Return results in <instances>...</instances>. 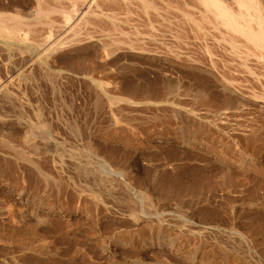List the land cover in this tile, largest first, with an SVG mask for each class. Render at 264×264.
I'll use <instances>...</instances> for the list:
<instances>
[{"label":"rangeland","instance_id":"obj_1","mask_svg":"<svg viewBox=\"0 0 264 264\" xmlns=\"http://www.w3.org/2000/svg\"><path fill=\"white\" fill-rule=\"evenodd\" d=\"M209 1L0 0V264H264V0Z\"/></svg>","mask_w":264,"mask_h":264},{"label":"bare ground","instance_id":"obj_2","mask_svg":"<svg viewBox=\"0 0 264 264\" xmlns=\"http://www.w3.org/2000/svg\"><path fill=\"white\" fill-rule=\"evenodd\" d=\"M209 1V0H208ZM217 1V0H216ZM40 2V1H39ZM204 2V1H203ZM207 2V1H206ZM239 2V1H238ZM208 3H210L213 7H215L216 5V2L211 0L209 1ZM207 3V5H208ZM220 4V3H219ZM204 5V4H203ZM206 6V5H204ZM222 6V5H221ZM245 6V5H244ZM210 7V6H209ZM42 8V7H41ZM51 8V7H50ZM217 8L218 12H219V15L217 16H220L222 22H223V25L228 28L229 30H232L233 32L237 33L238 35L242 36L243 38H245L247 41H249L250 43H252L253 45H255L256 47L264 50V35H263V31H261L262 29L259 28V25H258V28L257 29H253L255 27L252 28V25H251V21L246 19V15L244 16H232L230 15L226 9H223L222 7H219L218 5L215 7V9ZM52 9V8H51ZM249 9V8H248ZM43 10V9H42ZM50 10V9H49ZM56 10V8H55ZM58 12V11H56ZM47 13V12H46ZM59 13V12H58ZM244 13V12H243ZM217 14V13H216ZM233 14V13H232ZM236 14V13H235ZM239 14V13H238ZM256 15V14H255ZM254 15V16H255ZM68 16V15H67ZM73 16V15H72ZM9 17V16H8ZM246 17V18H244ZM12 18V17H10ZM219 18V17H218ZM252 18V17H251ZM18 20V19H17ZM16 18H15V22L17 21ZM220 20V21H221ZM252 20V19H251ZM7 21H10L8 20V18H6L5 16H1L0 15V28L3 29L4 26H6ZM254 21V20H253ZM13 22V21H12ZM6 23V24H4ZM11 23V22H10ZM18 23V22H17ZM16 23V24H17ZM46 23V22H45ZM256 23V22H255ZM19 24V23H18ZM4 25V26H3ZM67 25V24H66ZM64 26V25H63ZM262 26V25H261ZM10 27V26H9ZM15 27H17L15 25ZM65 27V26H64ZM20 28V27H18ZM10 29V28H9ZM6 30V29H5ZM4 31V30H3ZM7 31V30H6ZM7 33V32H6ZM14 33V32H12ZM11 34V32H10ZM239 36V37H240ZM75 40V39H74ZM76 64V63H75ZM78 64V63H77ZM72 68V67H71ZM157 93V92H156ZM216 216V215H214Z\"/></svg>","mask_w":264,"mask_h":264}]
</instances>
